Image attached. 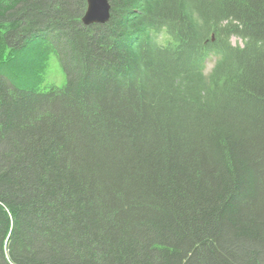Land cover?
Segmentation results:
<instances>
[{
	"label": "trees",
	"instance_id": "1",
	"mask_svg": "<svg viewBox=\"0 0 264 264\" xmlns=\"http://www.w3.org/2000/svg\"><path fill=\"white\" fill-rule=\"evenodd\" d=\"M108 2L0 0V264H264V0Z\"/></svg>",
	"mask_w": 264,
	"mask_h": 264
},
{
	"label": "rangeland",
	"instance_id": "2",
	"mask_svg": "<svg viewBox=\"0 0 264 264\" xmlns=\"http://www.w3.org/2000/svg\"><path fill=\"white\" fill-rule=\"evenodd\" d=\"M231 42L234 45H243V42L241 39L236 38V37H232L231 38ZM214 61V60H212ZM208 61L207 63V72H209L213 66V62ZM41 64H38L37 67H40ZM29 74L25 77L30 78V81H23L27 84H30V87H36L38 88V90H47L49 88L50 85L55 84L59 87H62L65 82H66V78H65V74L58 62V60L56 59V57L54 55H51L47 62L46 65H44V70L42 71L43 73L37 77V79H40V81L34 83L33 82V77L32 75L35 76V73L37 74L38 71H34L32 74L30 73V71H28ZM27 74V73H26Z\"/></svg>",
	"mask_w": 264,
	"mask_h": 264
},
{
	"label": "water",
	"instance_id": "3",
	"mask_svg": "<svg viewBox=\"0 0 264 264\" xmlns=\"http://www.w3.org/2000/svg\"><path fill=\"white\" fill-rule=\"evenodd\" d=\"M110 9L108 0H86V8L81 22L86 26L105 24L109 21Z\"/></svg>",
	"mask_w": 264,
	"mask_h": 264
}]
</instances>
